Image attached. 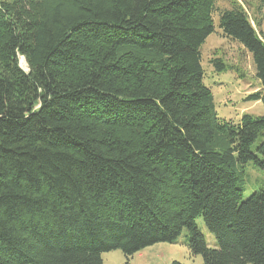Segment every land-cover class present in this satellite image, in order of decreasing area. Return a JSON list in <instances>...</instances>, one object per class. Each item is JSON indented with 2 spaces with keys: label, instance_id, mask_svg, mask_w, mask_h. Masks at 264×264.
<instances>
[{
  "label": "trees",
  "instance_id": "obj_1",
  "mask_svg": "<svg viewBox=\"0 0 264 264\" xmlns=\"http://www.w3.org/2000/svg\"><path fill=\"white\" fill-rule=\"evenodd\" d=\"M214 12L216 0H0V264H103L116 250L131 264L183 230L203 264H264V187L243 199L245 165L264 170V115L218 117L201 53ZM219 28L264 87L246 12H221Z\"/></svg>",
  "mask_w": 264,
  "mask_h": 264
},
{
  "label": "rangeland",
  "instance_id": "obj_2",
  "mask_svg": "<svg viewBox=\"0 0 264 264\" xmlns=\"http://www.w3.org/2000/svg\"><path fill=\"white\" fill-rule=\"evenodd\" d=\"M264 0H216V12L213 14L215 32L210 35L201 47L202 65L204 69V83L214 95V102L218 117L233 124H239L245 114L253 116L264 115V103L261 101H246V98L256 92H263L264 87L256 76V67L252 54L243 45L225 37L219 28L221 12L235 6L243 9L252 26L264 39ZM220 59L229 70L217 71L211 64ZM21 67L27 71L25 59L21 60ZM264 142V131L255 143ZM243 199H248L257 190L264 187V170L259 169L253 162L243 168ZM207 244L216 248L215 237L206 228L203 218L196 221ZM187 231L183 230L178 240L173 243H160L135 254L130 258L131 264H171L178 261L183 264H203L201 255L191 254L186 245ZM103 264H125L126 258L121 250L104 253Z\"/></svg>",
  "mask_w": 264,
  "mask_h": 264
}]
</instances>
